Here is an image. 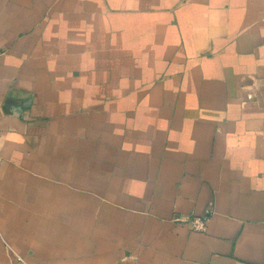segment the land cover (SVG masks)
I'll return each mask as SVG.
<instances>
[{
	"label": "crops",
	"instance_id": "obj_1",
	"mask_svg": "<svg viewBox=\"0 0 264 264\" xmlns=\"http://www.w3.org/2000/svg\"><path fill=\"white\" fill-rule=\"evenodd\" d=\"M0 264H264V0H0Z\"/></svg>",
	"mask_w": 264,
	"mask_h": 264
},
{
	"label": "built area",
	"instance_id": "obj_2",
	"mask_svg": "<svg viewBox=\"0 0 264 264\" xmlns=\"http://www.w3.org/2000/svg\"><path fill=\"white\" fill-rule=\"evenodd\" d=\"M193 229L196 231H204L206 229L205 218H195L192 221Z\"/></svg>",
	"mask_w": 264,
	"mask_h": 264
}]
</instances>
